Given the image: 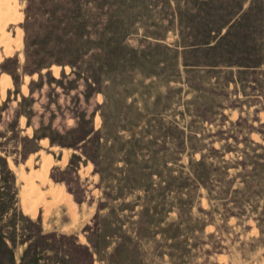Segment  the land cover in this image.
Instances as JSON below:
<instances>
[{
	"label": "rangeland",
	"instance_id": "1",
	"mask_svg": "<svg viewBox=\"0 0 264 264\" xmlns=\"http://www.w3.org/2000/svg\"><path fill=\"white\" fill-rule=\"evenodd\" d=\"M0 264H264V0H0Z\"/></svg>",
	"mask_w": 264,
	"mask_h": 264
},
{
	"label": "crops",
	"instance_id": "2",
	"mask_svg": "<svg viewBox=\"0 0 264 264\" xmlns=\"http://www.w3.org/2000/svg\"><path fill=\"white\" fill-rule=\"evenodd\" d=\"M41 211H42V210H41ZM40 215L42 216V215H44V213L42 212ZM42 217H43V216H42ZM42 220H45V219H44V218H42Z\"/></svg>",
	"mask_w": 264,
	"mask_h": 264
},
{
	"label": "trees",
	"instance_id": "3",
	"mask_svg": "<svg viewBox=\"0 0 264 264\" xmlns=\"http://www.w3.org/2000/svg\"><path fill=\"white\" fill-rule=\"evenodd\" d=\"M4 240V238H2Z\"/></svg>",
	"mask_w": 264,
	"mask_h": 264
}]
</instances>
